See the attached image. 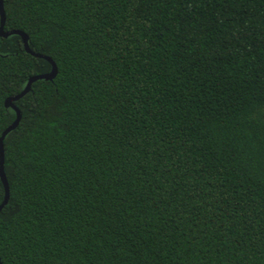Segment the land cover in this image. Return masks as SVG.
I'll list each match as a JSON object with an SVG mask.
<instances>
[{"label": "trees", "instance_id": "1", "mask_svg": "<svg viewBox=\"0 0 264 264\" xmlns=\"http://www.w3.org/2000/svg\"><path fill=\"white\" fill-rule=\"evenodd\" d=\"M2 7L1 264H264V0Z\"/></svg>", "mask_w": 264, "mask_h": 264}, {"label": "water", "instance_id": "2", "mask_svg": "<svg viewBox=\"0 0 264 264\" xmlns=\"http://www.w3.org/2000/svg\"><path fill=\"white\" fill-rule=\"evenodd\" d=\"M3 22H4V11H3V7H2V0H0V35L5 37L8 34H12V33L18 34L21 38L24 49L34 56L42 57L45 60H47L51 65V69L49 72L30 76L28 78L25 86L22 88V90L20 92H18L17 94H15L13 96H9L4 100V105L12 108V110L15 112V118L0 134V181H1L3 188H4V196H3V199L0 203V209L3 207V205L6 203V201L8 199V183H7V179H6L4 170H3L2 140H3L4 135L17 125L19 118H20V112H19L18 108L16 107V105H14L13 101L18 99L25 92L28 91V89L30 88L31 82H33L34 80H37V79H48V80H50L55 75V72H56V66L50 57L43 55V54H40V53L33 52L29 49L28 44H27V36L24 32L17 30V29L3 31L2 30Z\"/></svg>", "mask_w": 264, "mask_h": 264}]
</instances>
